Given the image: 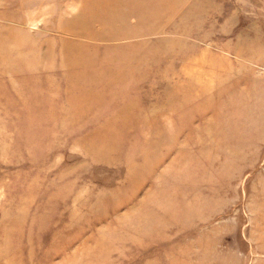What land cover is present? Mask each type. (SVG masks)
Segmentation results:
<instances>
[{
	"label": "rangeland",
	"instance_id": "1",
	"mask_svg": "<svg viewBox=\"0 0 264 264\" xmlns=\"http://www.w3.org/2000/svg\"><path fill=\"white\" fill-rule=\"evenodd\" d=\"M89 1L0 0V264H264V0Z\"/></svg>",
	"mask_w": 264,
	"mask_h": 264
},
{
	"label": "bare ground",
	"instance_id": "2",
	"mask_svg": "<svg viewBox=\"0 0 264 264\" xmlns=\"http://www.w3.org/2000/svg\"><path fill=\"white\" fill-rule=\"evenodd\" d=\"M122 0H98L97 2L95 1V0H91V1H89V3L91 4V9H92V11H91V14H90V21H91V23H94V24H100L101 26H102V28H103V34L104 33H106L107 31H117L118 33H120V30H118V28L119 27H117V26H119L118 25V23L120 22V21H122V20H120L121 18H124V17H128V16H131V15H133V12L132 11H129L128 12V14L127 13H125V10H124V8H123V5H122V2H121ZM111 2V3H110ZM109 5V7H107V8H103L102 9V7L104 6V5ZM99 11V12H98ZM97 13V15H100V17L98 18V17H94L95 16V14ZM99 13V14H98ZM132 18V17H131ZM125 21V20H124ZM75 22V21H74ZM80 25H84V24H82V23H87V20L86 21H83V19H82V21L80 20ZM78 23V24H79ZM93 24V25H94ZM86 25V24H85ZM143 25V24H142ZM96 27V26H95ZM85 28V27H84ZM101 29V28H100ZM120 29V28H119ZM68 30V29H67ZM66 30V31H67ZM65 31V30H64ZM69 31V30H68ZM72 31V30H71ZM76 31V30H75ZM151 31V30H150ZM148 32V31H147ZM65 33V32H64ZM73 33H75V32H73ZM93 33V32H92ZM100 33V32H99ZM69 34V33H68ZM72 35V34H71ZM74 35V34H73ZM72 35V36H73ZM78 35H80V32L78 31ZM88 35V34H87ZM128 35V34H127ZM127 35H125V36H127ZM77 36V35H76ZM100 36V35H99ZM84 37V36H83ZM86 37H88V36H86ZM91 37H93V36H91ZM95 39H96V37H95ZM109 39V38H108ZM114 39V38H113ZM110 40V39H109ZM117 40H119V39H117ZM107 41V40H106ZM111 42V41H110ZM106 45H108V44H106ZM114 47H115V44H114ZM117 48V47H116ZM108 49V48H107ZM66 50V49H65ZM125 50H128L127 48L125 49ZM106 51V50H105ZM110 51V50H109ZM114 51H116V50H114ZM103 52H104V50H103ZM111 52V51H110ZM122 53V52H121ZM104 54V53H103ZM124 54V53H123ZM125 54H126V52H125ZM124 54V55H125ZM104 55H106V54H104ZM116 57V56H115ZM130 57V56H129ZM131 57H132V55H131ZM121 58V57H120ZM123 58V57H122ZM125 58V57H124ZM114 59V58H113ZM121 60V59H120ZM128 60V59H127ZM114 61L116 62L117 60L116 59H114V60H110L109 62H111L112 64L114 63ZM130 61V60H129ZM121 63L122 62H124V61H120ZM101 63H102V61H101ZM125 63V62H124ZM128 63V62H127ZM71 65H73V67L75 66V65H77V63L76 62H74V60H72V62L70 63ZM79 64V63H78ZM83 64V63H82ZM87 64V63H86ZM130 64V63H129ZM101 66H103V65H101ZM125 68V67H124ZM123 68V69H124ZM93 70V69H92ZM90 72V71H89ZM98 72V71H97ZM128 72V71H127ZM96 73V72H95ZM114 73V72H113ZM116 73V72H115ZM120 73V72H119ZM111 74H112V72H111ZM116 75V74H115ZM121 75V74H120ZM120 75H118L117 74V77L118 76H120ZM109 77V76H108ZM114 76H110V78L112 79ZM117 77H116V79H114L113 78V81H118L117 80ZM120 77H122V76H120ZM119 79V78H118ZM124 80V79H123ZM92 90V89H91ZM95 91V90H94ZM109 92V91H108ZM113 95V94H112ZM186 100V99H185ZM180 101V100H179ZM121 107V106H120ZM124 108V107H123ZM122 108V109H123ZM121 108H119V110H120ZM125 110V109H124ZM121 111V110H120ZM123 112V111H122ZM125 112V111H124ZM115 115V114H114ZM117 115V114H116ZM125 115V114H124ZM118 118V117H117ZM120 118V117H119ZM133 118V117H132ZM129 119V118H128ZM131 120V119H130ZM144 120V119H143ZM119 121V120H118ZM125 121V120H124ZM123 121V122H124ZM128 121V120H127ZM132 121V120H131ZM115 122H117V121H115ZM119 123H120V121H119ZM132 123V122H131ZM146 123V122H145ZM123 124H125V123H123ZM136 124V123H135ZM138 124V123H137ZM122 125V124H121ZM140 125V124H139ZM139 125H137V126H139ZM112 126V125H111ZM135 126V125H134ZM146 126V125H145ZM120 127V126H119ZM130 127V126H129ZM136 128V127H135ZM142 128V127H141ZM138 129H139V127H138ZM143 129H144V127H143ZM155 129H157V128H155ZM207 130H208V127L206 128ZM105 130V129H104ZM112 130H114V129H112ZM206 130V131H207ZM111 131V130H110ZM209 131V130H208ZM96 133V132H95ZM101 133V132H100ZM99 132H98V135H94V137H97L96 139L99 141V142H102V143H104V140L100 137V138H98V136H99V134H100ZM103 133V132H102ZM111 132H109V134H110ZM113 133H114V131H113ZM116 133V132H115ZM97 134V133H96ZM121 134V133H120ZM124 135V134H123ZM128 135V134H127ZM126 135V136H127ZM130 135V134H129ZM106 136V135H105ZM153 136V135H152ZM129 137V136H128ZM127 138V137H126ZM93 139V141L94 140H96V139H94V138H92ZM92 139H90L91 141H92ZM124 139H125V136H124ZM154 139V138H153ZM164 139V138H163ZM108 140V139H107ZM116 140H118L117 138H116ZM132 140V139H131ZM120 141H122V140H120ZM124 141V140H123ZM95 142V141H94ZM116 142V141H115ZM127 142V141H126ZM130 142V141H129ZM139 142V141H138ZM92 143V142H91ZM120 143V142H119ZM121 143H123V142H121ZM120 143V144H121ZM145 143V142H144ZM150 143H152L151 141H150ZM149 143V144H150ZM127 144V143H126ZM131 143H129V145H130ZM148 144V143H147ZM119 145V144H118ZM123 145V144H122ZM142 145V144H141ZM117 146V145H116ZM133 146V145H132ZM136 146V145H135ZM148 146V145H147ZM149 146H151V145H149ZM148 146V147H149ZM89 147H91V146H89ZM115 147V143H110V144H108V146H106L105 144H104V146H103V148L102 149H100L99 151H101V153H104V154H106V156H108L109 154H108V150L109 149H113ZM129 147V146H128ZM134 147V146H133ZM94 148V150H96L95 148L96 147H93ZM117 148H119V147H117ZM151 148V147H150ZM130 149H131V147H130ZM148 149V148H147ZM88 150V149H87ZM90 150V149H89ZM88 150V151H89ZM92 150V149H91ZM92 152H93V150L92 151H89V153H91L92 154ZM96 152V151H95ZM110 152V151H109ZM112 152H114L113 150H112ZM117 152H119V151H117ZM117 152H116V154H117ZM94 153V152H93ZM98 153V152H97ZM120 153V152H119ZM108 154V155H107ZM90 155V154H89ZM94 156H95V154H94ZM101 156L102 155H98L97 156V160H99V161H103V159H105V158H101ZM92 157V156H91ZM141 157V156H140ZM140 157H139V159H140ZM94 158V157H93ZM144 159H146V157L144 158ZM143 159V160H144ZM108 161V160H107ZM153 161V160H152ZM98 162V161H97ZM151 164V163H150ZM150 199V198H149ZM185 199V198H184ZM194 199V198H193ZM187 205V204H186ZM189 207V206H188ZM185 209H186V207H185ZM185 209H184V211H185ZM192 209V208H191ZM141 211V210H140ZM146 212V211H145ZM178 216V215H177ZM176 216V217H177ZM187 218V217H186ZM186 220H188V219H186ZM45 225V224H44ZM29 242V241H28ZM31 242V241H30ZM31 255V254H30Z\"/></svg>",
	"mask_w": 264,
	"mask_h": 264
}]
</instances>
